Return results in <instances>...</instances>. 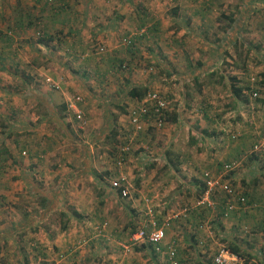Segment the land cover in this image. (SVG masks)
<instances>
[{
    "label": "rangeland",
    "instance_id": "1",
    "mask_svg": "<svg viewBox=\"0 0 264 264\" xmlns=\"http://www.w3.org/2000/svg\"><path fill=\"white\" fill-rule=\"evenodd\" d=\"M82 1L70 2L69 12L53 17L52 30L50 13L35 5L29 43L18 58L25 59L21 67L8 71L0 62V151L17 161L7 160L0 170V264H23V259L27 264H170L163 253L136 251L138 244L124 252L117 244L129 245L130 235L149 232L151 223L164 227L162 251L174 241L177 264H195L196 251L205 264H214L231 242L217 226L220 218L232 219L230 213L218 219L224 195H211L212 208L183 211L201 197L204 171L215 175L221 164L236 161L225 180L247 202L235 208L246 210L251 220H264V0ZM5 8L0 5L1 12ZM41 37L54 43L38 48ZM50 61L61 80L53 90L69 99L51 100L58 102V112L48 126L37 128L41 145L33 150L24 139L39 119L32 115L39 113L44 85L52 88L51 78L40 83L46 77L35 65ZM230 78L235 87H249L243 98L232 93ZM132 86L164 98L160 128L146 122L140 133H132L127 116L136 105L126 96ZM76 97L80 120L66 106ZM202 112L210 120H203ZM173 114L189 122L188 132L181 124L174 129ZM202 129H212L213 137L203 135L199 146H191L190 137ZM253 145L259 147L255 153ZM124 146L128 151L119 156ZM164 151L168 168H162ZM180 153L187 156L184 167L171 163ZM119 174L129 189L117 199L106 189ZM103 223L116 233L110 245L94 233ZM197 230L212 235L181 257V237Z\"/></svg>",
    "mask_w": 264,
    "mask_h": 264
},
{
    "label": "crops",
    "instance_id": "2",
    "mask_svg": "<svg viewBox=\"0 0 264 264\" xmlns=\"http://www.w3.org/2000/svg\"><path fill=\"white\" fill-rule=\"evenodd\" d=\"M43 0H0V5H2L4 7V5L6 6L5 9H2V12L0 11V62H2L3 64L6 62L8 65H6V69L9 71L11 70V68H15L17 65H19V68L21 67V63L24 62L25 59H22L20 62L18 61V58L23 55L22 53L26 52V43H29L28 40V36H29V25H27L29 20L31 19L32 13H31V6L35 5V4H39L42 3ZM69 3L70 2H74L77 3L79 0H68ZM82 0H80L81 2ZM83 2V1H82ZM79 3V2H78ZM67 16V15H66ZM54 16L49 14V18L50 23L47 24V27L52 30L53 29V25L55 22V18H53ZM2 18V19H1ZM55 19V20H54ZM42 21H44L45 23L47 22V20L45 18H41ZM4 29L11 31L12 35L11 37H7L6 32L3 31ZM14 40V41H13ZM14 43V45L16 46L15 48L12 49V45L11 43ZM54 42H52L51 44H53ZM36 46L38 48H43L44 50L48 49V47H44L42 45H38L36 44ZM12 50V51H11ZM58 50L57 48H53L50 47V52L55 53V51ZM18 53V54H17ZM26 64L30 65L29 61L26 62ZM32 64V63H31ZM48 64H51L54 66V70H52L51 68H48ZM31 66V65H30ZM32 67V66H31ZM0 68H1V64H0ZM35 70L37 71L36 73L39 74L40 76H44L46 77L45 80L41 79L40 83L43 84L44 81L46 83H49V79L51 78V86L52 88L47 89L46 85H44V91L43 94L40 97L41 102H39V113H34L32 116H36L39 117V119H36L37 121L35 123H33V125L35 126L33 132H29V135H26V138L24 139V141H30L33 146V150H36V148H39L41 145V140H40V134H39V130L37 129L38 127H40V130L43 128V126H48V122L47 120L51 121L54 119V117L56 116L57 112H58V106L56 105L57 103L53 102V101H58V100H64L63 102L65 103L69 98H67V95L65 92H60L58 93L56 90H53L56 88V84L60 83V79L58 80V78L55 77V70H57V66L53 61H50L48 63H43V64H37L35 65ZM46 75V76H45ZM47 75H51L48 76ZM54 87V88H53ZM46 88V90H45ZM66 96L64 98L61 99L62 96ZM53 99V101H51ZM69 102V101H68ZM65 105V104H64ZM38 106V105H37ZM67 106V104H66ZM44 114H47V116H49L50 118H44L42 119V117L44 116ZM202 118H203V114H201ZM204 120V118H203ZM170 124L174 127L179 126V124H181L180 128H182V130H185L188 132V121H184L183 123L180 121H177V118L175 117L174 121H169ZM198 135L195 137H190V144L191 146L195 145V146H199V144H201V142L204 141L203 138H206L204 136H201V130L200 132L197 133ZM49 136V135H48ZM207 137H212L209 135H206ZM20 140H23L22 138H20ZM45 140V138H44ZM7 144V143H6ZM13 145V143H11V146ZM7 146L10 148L11 146L7 144ZM30 147V146H29ZM185 145L181 146L180 148L183 149L182 150V154H185L184 149H185ZM32 148V147H31ZM197 153V151H196ZM200 154V153H199ZM196 155V154H195ZM184 156V157H181ZM160 157L166 158L163 160V165L162 168H168L170 165V159H168V155H167V151H164L162 153V155H160ZM173 159H171V163L173 165L177 166H181L184 167V163L187 161V156L186 155H181L177 157L176 156H172ZM180 158V159H179ZM196 164V163H195ZM35 169V168H34ZM191 174V173H190ZM114 193H111L110 195H113ZM241 195V194H239ZM235 211L231 212L230 215L232 217L231 220H225V219H221L220 218V223L214 224V228L217 225L218 228H224V234L226 233V238L231 240V242H233L234 244H236L241 251H243L244 253H247L251 256V259L249 262H256V264H264V258L262 257L264 255V242L260 243L261 240L264 241V220L260 219V220H251L250 217L247 216V214L245 213L246 210L242 209V208H235ZM233 215V216H232ZM249 218V221H247V219ZM105 222V221H102ZM104 225V226H103ZM91 226V225H90ZM89 226V227H90ZM93 226V225H92ZM91 226V227H92ZM107 225H105V223L102 224V226H100L98 228V230L94 231V233H96V236H100L101 238H104V240H109L108 243H104V241L102 240V242L104 244H108L110 245L114 239L116 238V233L114 235H112V230H110L112 227L109 223V226L105 229ZM115 228V227H114ZM184 228L180 229L179 232H181V230H183ZM94 230V229H93ZM109 231V232H108ZM207 234L205 232H203L205 234V237L202 236V233H200L198 230L195 232V234L193 236H189L188 238L183 234V236L181 237V242L178 243V252L182 255H184V253H187L189 251L192 252V244L194 246V242L195 243H204V238H208L210 235H212L210 232L206 231ZM92 233V232H90ZM220 233V232H219ZM112 236V237H111ZM215 237H217L216 235H214ZM169 237V236H167ZM166 238V235H165ZM84 241V240H82ZM207 242V241H206ZM119 244V243H117ZM192 247V248H189ZM120 250V249H119ZM121 251V250H120ZM177 251V249H176ZM201 251H196L194 253L195 257H193V259L195 260V264H205L202 261L203 256L199 255L198 253H200ZM188 254V253H187ZM191 256V254H190ZM205 256V255H204ZM187 258V256H184ZM250 263V264H251Z\"/></svg>",
    "mask_w": 264,
    "mask_h": 264
},
{
    "label": "built area",
    "instance_id": "3",
    "mask_svg": "<svg viewBox=\"0 0 264 264\" xmlns=\"http://www.w3.org/2000/svg\"><path fill=\"white\" fill-rule=\"evenodd\" d=\"M10 34V32H6L5 35L9 37ZM36 35L38 36L39 33L36 32ZM124 42L126 45L130 44L129 38L124 39ZM252 96H254V94ZM76 102H79L78 97L74 98L72 102L67 105V107L72 109L75 113V118L77 120H80L81 115L74 108V104ZM165 109L166 103L164 98L153 92L146 93L143 101L140 104L136 105L134 108L130 109L128 112L127 120L132 133L134 135L140 133L145 127V123L148 122V120H150L154 128H160L163 124V121L161 119V112ZM258 149V146H253L254 151H257ZM127 151V146L121 147L120 149H118V155L122 156ZM236 168V161H229L221 164L215 175L204 171L201 175V181L204 187L201 197L198 199L195 206L189 209H183V211L191 213L195 211L198 206H206V208H212L213 202L211 201V195L216 192L224 195L225 202L222 205L223 217H226L229 213L234 211L237 205L240 207L244 206L245 199L239 194L235 193L229 183L225 180L226 176ZM111 188L117 190L120 197H126L129 186L125 183L124 179L119 174L118 177H115V180L112 181ZM150 225L151 230L149 232H146L145 229H138L133 234H131L128 239L129 245L119 243L118 246L120 247V249L126 252L128 246H135L137 244L141 245L143 243L150 244L154 254L158 255L163 253L170 264H177L175 260L176 249L174 241H170L162 251L164 227H157L154 223H151ZM213 263L244 264V261L242 258L231 254L225 249L219 252V254L214 258Z\"/></svg>",
    "mask_w": 264,
    "mask_h": 264
},
{
    "label": "trees",
    "instance_id": "4",
    "mask_svg": "<svg viewBox=\"0 0 264 264\" xmlns=\"http://www.w3.org/2000/svg\"><path fill=\"white\" fill-rule=\"evenodd\" d=\"M123 1H126V3L127 2H129V0H123ZM35 5H38V4H35ZM35 5H33L31 8H34L35 7ZM39 8H40V13L41 12H45V11H48L49 13H50V15H52V16H54V17H56V16H58L57 14H59V13H66L67 11L69 12V10H70V5H69V1L68 0H47V2H46V0H44L42 3H39ZM52 9H54L55 10V12L54 11H52ZM53 12V13H52ZM56 14V15H55ZM68 16V15H67ZM64 23H66L67 24V22H68V20L66 19V20H64L63 21ZM32 24V21L31 20H29L28 21V23H27V25H31ZM41 39V40H40ZM38 41H37V43L36 44H38V45H42V46H44V47H48V43H50V42H53V40H50L49 38L48 39H45L44 37H41ZM45 41H44V40ZM43 40V41H42ZM132 45L131 46H133V40H132ZM129 47L130 48V52H131V48L132 47ZM129 52V53H130ZM118 65H121V61L120 62H118L117 63ZM264 76V75H263ZM230 80L232 81L231 83V85H230V88H231V91H232V93L234 94V96L236 97V98H239V97H242L243 98V94L241 95V92H242V90L243 91H249V87L248 86H244L243 87V89L241 88V87H235V85L233 84V83H236V80L234 79V78H230ZM261 83H263V80H261V82L259 81V84L261 85ZM148 92H151V91H149V90H147L145 87H139V88H137V87H134V86H132V87H130L128 90H127V93H126V96L133 102V104L134 105H138V104H140L142 101H143V99L145 98V95H146V93H148ZM252 94V93H251ZM59 108H61V110L62 111H64L65 110V105L64 104H61L60 106H59ZM202 114H203V117H204V119L206 120V121H208V120H210L209 119V117L206 115V113L205 112H202ZM165 116H166V112H165V110L164 111H162L161 112V119H162V121L164 122V119H165ZM174 119H175V117H174V114H173V116L170 118V120L169 121H174ZM149 122V123H148ZM148 125H150L151 126V122H150V120H148ZM152 127V126H151ZM200 132V131H199ZM201 136H203V135H209V136H212V135H214V131L211 129V131L209 132V131H207L206 129H202L201 130ZM213 137V136H212ZM15 145H14V148L17 146V144H18V142H15L14 143ZM253 146H255V145H253ZM257 146V145H256ZM19 147V146H18ZM18 147H16L17 149H18ZM115 151V150H114ZM256 151H252V153H255ZM125 154V153H124ZM123 154V155H124ZM253 157V156H252ZM254 158V157H253ZM256 158V157H255ZM163 159H166V158H163ZM7 160H11L13 163H16L17 161H16V159L13 157V156H10L9 155V153H7L4 149H2V151H0V170L2 169V165L3 164H7L6 162H7ZM170 166V165H169ZM221 166V165H220ZM219 169V168H218ZM1 172V171H0ZM227 179H228V177H227ZM202 188H204L203 187V184L202 183H200V189L202 190ZM111 193H114L113 195V197H115V198H117V199H120V195H119V192L117 191V190H115V189H112L110 186H109V188L108 189H106V194L107 195H109V194H111ZM240 196H242L244 199H245V197H244V195H240ZM0 200H1V198H0ZM245 201H246V199H245ZM224 202H225V199H223V201L221 202V206L224 204ZM247 202V201H246ZM0 207H1V204H0ZM76 214V213H75ZM222 215V207H221V214H219L218 215V219L220 218V216ZM75 217H77V218H79V215H74ZM223 217V216H222ZM191 236H193L192 234H191ZM194 244H195V242H194ZM148 245V247H145V246H143V245H140L139 247H134V250H136V251H140V249H149L150 251H149V254L152 256V254L154 255V253H153V251H152V248H151V245L150 244H147ZM145 247V248H144ZM192 247H193V244H192ZM192 247H189V248H192ZM226 250L228 251V252H230L231 254H234V255H236V256H238V257H240V258H242L243 259V261H244V264H248V262L250 261V259H251V256L249 255V254H247V253H244L243 251H241V249L236 245V244H234L233 242H230V243H228L227 244V247H226ZM152 253V254H151ZM26 259H23V264H27L26 263ZM248 261V262H247ZM206 264H209V263H206Z\"/></svg>",
    "mask_w": 264,
    "mask_h": 264
}]
</instances>
